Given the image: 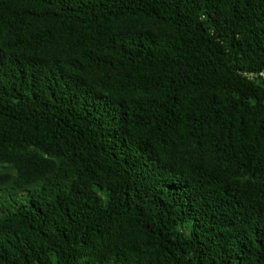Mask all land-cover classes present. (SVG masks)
I'll return each mask as SVG.
<instances>
[{"label":"trees","instance_id":"16d2710c","mask_svg":"<svg viewBox=\"0 0 264 264\" xmlns=\"http://www.w3.org/2000/svg\"><path fill=\"white\" fill-rule=\"evenodd\" d=\"M264 0H0V264H264Z\"/></svg>","mask_w":264,"mask_h":264},{"label":"built area","instance_id":"2783aa9c","mask_svg":"<svg viewBox=\"0 0 264 264\" xmlns=\"http://www.w3.org/2000/svg\"><path fill=\"white\" fill-rule=\"evenodd\" d=\"M247 76L248 77H252L253 76V77L260 78V79H264V69L258 71L257 73H254V74L248 73Z\"/></svg>","mask_w":264,"mask_h":264}]
</instances>
